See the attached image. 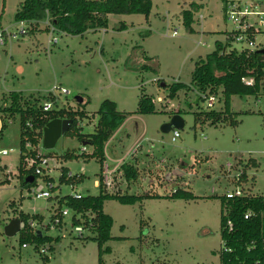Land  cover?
<instances>
[{
    "label": "rangeland",
    "instance_id": "rangeland-1",
    "mask_svg": "<svg viewBox=\"0 0 264 264\" xmlns=\"http://www.w3.org/2000/svg\"><path fill=\"white\" fill-rule=\"evenodd\" d=\"M21 1L0 0V39L5 41L0 43V116L5 124L0 149L7 152L0 155V264H98L97 242L84 239L94 235L88 229L81 236L74 231L73 211L62 204L68 215L60 228L53 219L54 196L98 194L99 161L82 156L58 159L66 151L80 152L82 142L76 134H62L50 149L41 141L37 148L49 156L46 171L53 185L59 184L61 166L84 174V179L60 184L50 198L32 195L17 176L20 117H7L2 111L11 103V92L30 104L37 98L40 104L49 101L51 93L58 107L72 109L80 107L75 96H81L82 102L88 101L81 108L89 115L81 121L83 133L93 132L104 99L115 101L119 111L133 112L105 146L106 164L115 169L109 191L134 202L110 199L103 204L112 218L110 238L102 245L104 264H221L220 197L241 187L264 195V96H232L234 126L221 122L193 127V112L207 109L202 92L191 85L195 61L214 50L218 41L230 45L226 35L234 25L225 18L221 1L195 0L200 6L194 9L192 32L182 22V10L193 9L195 4H189L193 0H152L147 19L143 14H109L106 28L83 34L61 31L53 21L47 24L52 17L48 12L30 32L32 20L15 19ZM121 24L126 28L119 29ZM175 82L190 89L184 87L169 97L166 85ZM143 94L153 98L154 113H135ZM222 107L220 99L212 109ZM177 111L185 125L172 140L175 129L163 133L160 127ZM118 158L136 169V178L125 180L122 162L113 160ZM249 158L257 165L246 167L247 180L237 185L242 163ZM177 189L194 198L172 197ZM19 211L43 217L33 228L52 238L44 244L48 260L34 243L22 246L19 232L5 235L4 226Z\"/></svg>",
    "mask_w": 264,
    "mask_h": 264
},
{
    "label": "trees",
    "instance_id": "trees-1",
    "mask_svg": "<svg viewBox=\"0 0 264 264\" xmlns=\"http://www.w3.org/2000/svg\"><path fill=\"white\" fill-rule=\"evenodd\" d=\"M151 7L152 0H22L15 13V19L18 21L34 20L33 23L30 22V32H32L37 27V19H43L47 11L52 16L50 21H53L61 31L69 34H83L88 30L94 31L99 28H106L109 14H143L147 19ZM196 8L198 6L194 5L193 9L182 10V22L189 32L193 31L191 24L193 23V11ZM125 28V24H121L119 27V29ZM48 29L47 26L43 30ZM226 47V43L218 41L214 50L204 57L200 56L195 61L191 78L193 89L216 95L220 93L219 98L223 102V107L220 110L207 108L206 110L194 111V128L197 124L216 125L221 122L234 126L237 124V119L235 113L231 110V97L234 95H253L256 98L264 96V52L257 49L239 52L231 49L227 52ZM143 57L150 59L144 53ZM143 68L152 69L145 64ZM166 86L169 89V97H174L184 87L190 89L188 85L186 86L180 82ZM9 96L11 103L2 111L7 113V117L15 114L20 117V149L17 176L20 178L22 186L27 188L34 183L25 181L28 176H32L34 180L40 176L35 174V165L27 166L26 160L37 159L40 155L49 157L40 153L37 148L41 144L43 128L48 121L55 118L71 119L72 123L66 134H76L82 142L78 154L66 151L59 156V160H72L80 156L85 160L95 158L99 161L101 168L105 160L106 143L133 113L119 111L115 101L104 99L96 112L97 120L93 132L83 133L81 132V121L89 115L81 106H85L88 101L78 103L80 107L76 109L64 106L58 107L55 103V97L49 93L47 100L51 101L52 104L54 103V105L51 109L44 110L42 108L43 104L39 103L38 98L30 104L28 99H23L22 103V96L19 93L11 92ZM154 112L153 98L143 94L135 113L149 114ZM174 113H179V111ZM1 122L0 131L5 126L2 117ZM26 143H29L30 146L27 147ZM83 146L86 148L85 151L82 150ZM88 148H91V151H88ZM248 160V162L242 163V172L239 178L235 179L237 185H241L243 181L247 180L246 167L257 165L254 158ZM120 166L121 173L126 181L136 178L137 171L130 163L122 162ZM68 170L66 167H60L59 184L73 185L83 181L84 174L75 173L73 176L67 177L66 172ZM41 178L46 182L53 181V177L46 174L41 175ZM98 181L99 191L97 195L87 194L74 198L70 194H66L56 195L54 198L56 199V212H59L62 204H65L73 211L72 223L82 224L93 233L94 236H87L84 239L91 238L97 242L98 264H104L102 245L110 238L112 218L103 211V204L110 199H118L126 203L134 202V199L122 195L118 191H109L101 179H98ZM58 188L59 186H55L51 190L53 192ZM241 188L243 189L242 195L227 197L223 194L220 197L221 242L223 245L220 256L221 264H264V195L252 194L243 187ZM172 197L194 198L190 192L179 189L175 191ZM248 212L251 215L245 219L244 215ZM76 213H80L83 220L77 218ZM16 218L24 222V228L19 232L22 245L32 242L35 244V248L40 250L39 246L41 244L44 245L52 240L51 237L44 236L41 232L34 231L29 226L28 221L30 219L39 222L43 219L40 214L19 211ZM227 221L232 223L231 231L226 227ZM39 252L43 254L41 251ZM43 258L48 260V255L43 254Z\"/></svg>",
    "mask_w": 264,
    "mask_h": 264
},
{
    "label": "built area",
    "instance_id": "built-area-1",
    "mask_svg": "<svg viewBox=\"0 0 264 264\" xmlns=\"http://www.w3.org/2000/svg\"><path fill=\"white\" fill-rule=\"evenodd\" d=\"M221 1V10L224 13L225 18L230 21L234 27L231 31L227 32L226 39L230 41V45H227L226 51H230L231 49L243 51V50H264V0H220ZM194 3L195 5L200 6L199 3H197L195 0L191 1L189 4ZM187 9H190L187 8ZM47 12V11H46ZM194 14V11H193ZM203 17L200 15L198 17V21L200 18ZM194 19V17H193ZM26 20H21L20 22L23 23ZM34 21V20H32ZM51 24L50 19H48ZM21 32L25 33L26 29L23 27L21 28ZM176 31L173 32L175 34ZM3 34V31L1 32L0 36ZM15 36V35H14ZM5 41L0 39V43H4ZM234 44H237V48L233 46ZM251 82V81H247ZM64 93L67 92L65 89L62 90ZM201 97L203 100L207 101V108H212L215 102H218L220 100V93L218 95L208 93V92H202ZM53 106L52 102L46 101L43 103L42 108L44 110L51 109ZM30 125V124H29ZM179 135L178 130H174V135L172 136V140L175 139L176 136ZM26 146L29 147V143H26ZM82 150L85 151L86 148L83 146ZM41 153V152H40ZM6 150L0 149V155H6ZM27 166L35 165V174L40 176L37 177L36 180L33 179L31 183H33L29 188V192L34 195L36 198H50L52 196V190L51 188L58 185H53V181L46 182L41 178V175H49L51 176L48 171V157H45L43 155L38 156L37 159H27L26 160ZM112 168H109L108 164L103 163V166L100 168L99 172V179L102 180L104 186L109 189L111 185L110 180V174L113 172ZM242 172V171H241ZM240 172V174H241ZM74 173L72 171L68 170L66 172L67 177L73 176ZM239 174V176H240ZM239 176L236 178V180L239 178ZM96 184H99V181H95ZM59 189V188H58ZM243 194L242 188H235L234 193L232 195H227V197L232 196H239ZM74 198L81 197L80 194L75 193L74 195H71ZM81 215L80 213H76ZM68 215V209H61L59 212L55 210V216L53 219V224L55 227L60 228L63 223L64 217ZM251 215L250 212L246 213L244 215V218L247 219ZM76 216V215H75ZM73 218V215H72ZM78 218V217H77ZM80 219V218H79ZM34 222L35 220H29V226L34 230ZM73 224V223H72ZM74 231L78 233L79 236L82 235L83 231L85 229H88L82 224H74ZM229 231L232 229V223L230 221H227V225ZM35 231V230H34ZM27 244H23L22 246H26ZM264 247V242H263ZM40 251L43 254H47L48 247L42 245L41 248H39Z\"/></svg>",
    "mask_w": 264,
    "mask_h": 264
},
{
    "label": "water",
    "instance_id": "water-1",
    "mask_svg": "<svg viewBox=\"0 0 264 264\" xmlns=\"http://www.w3.org/2000/svg\"><path fill=\"white\" fill-rule=\"evenodd\" d=\"M261 51L264 52V50ZM164 85L165 83H161V86ZM75 100L78 103H80L82 102V97L77 95L75 96ZM71 123H72L71 119H60V118H55L48 121L43 128V137H42L43 147L47 149L53 148L59 137L69 130ZM184 125H185V121L182 118V116L178 113H175L171 116L168 122L164 123L160 127V130L163 133H167L173 129L181 130L184 127ZM25 181L32 182L33 177L28 176ZM23 228H24V222L19 218H13L4 226V233L7 236H14L18 232H20V230Z\"/></svg>",
    "mask_w": 264,
    "mask_h": 264
},
{
    "label": "crops",
    "instance_id": "crops-1",
    "mask_svg": "<svg viewBox=\"0 0 264 264\" xmlns=\"http://www.w3.org/2000/svg\"><path fill=\"white\" fill-rule=\"evenodd\" d=\"M0 26H1V24H0ZM123 123H124V122H123ZM122 125H123V124H122ZM122 125H121V126H122ZM121 126H120V127H121ZM119 129H120V128H119ZM119 129H118V130H119ZM118 130H117V131H118ZM117 131H116V132L113 134V136H112L111 138H113V137H114V136L117 134ZM111 138H110V139H111ZM110 139L108 140V142L110 141ZM105 146H106V145H105ZM104 153H105V150H104ZM105 155H106V154H105ZM106 157H107V155L105 156L104 163H106ZM113 160H115V161H117V162H120V163H121V162H122L121 160H123V158H121V159H120V158H118V159H113ZM120 163H119V164H120ZM107 164H108V162H107Z\"/></svg>",
    "mask_w": 264,
    "mask_h": 264
}]
</instances>
